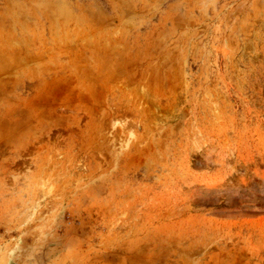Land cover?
Listing matches in <instances>:
<instances>
[{
  "label": "rangeland",
  "instance_id": "1",
  "mask_svg": "<svg viewBox=\"0 0 264 264\" xmlns=\"http://www.w3.org/2000/svg\"><path fill=\"white\" fill-rule=\"evenodd\" d=\"M0 264H264V0H0Z\"/></svg>",
  "mask_w": 264,
  "mask_h": 264
}]
</instances>
